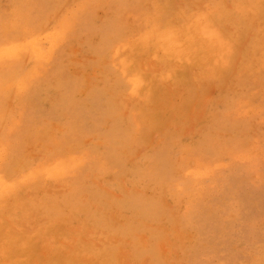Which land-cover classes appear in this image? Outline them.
<instances>
[{"label":"rangeland","instance_id":"1","mask_svg":"<svg viewBox=\"0 0 264 264\" xmlns=\"http://www.w3.org/2000/svg\"><path fill=\"white\" fill-rule=\"evenodd\" d=\"M0 264H264V0H0Z\"/></svg>","mask_w":264,"mask_h":264},{"label":"bare ground","instance_id":"2","mask_svg":"<svg viewBox=\"0 0 264 264\" xmlns=\"http://www.w3.org/2000/svg\"><path fill=\"white\" fill-rule=\"evenodd\" d=\"M59 16V15H58ZM213 89V88H212ZM53 91V90H52ZM93 94V93H92ZM53 102V101H52ZM61 127V126H60ZM180 127V126H179ZM201 136V135H200ZM195 151V150H194ZM156 233V232H155ZM94 235V234H93Z\"/></svg>","mask_w":264,"mask_h":264}]
</instances>
